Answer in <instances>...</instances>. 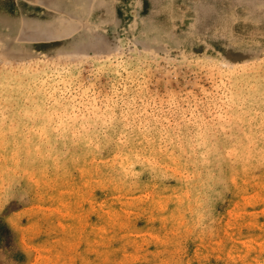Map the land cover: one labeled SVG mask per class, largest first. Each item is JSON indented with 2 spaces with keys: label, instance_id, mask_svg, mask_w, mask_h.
<instances>
[{
  "label": "rangeland",
  "instance_id": "1",
  "mask_svg": "<svg viewBox=\"0 0 264 264\" xmlns=\"http://www.w3.org/2000/svg\"><path fill=\"white\" fill-rule=\"evenodd\" d=\"M0 264H264V0H0Z\"/></svg>",
  "mask_w": 264,
  "mask_h": 264
}]
</instances>
